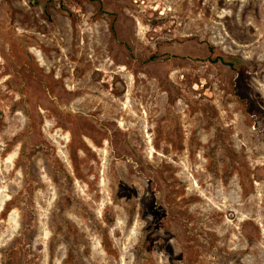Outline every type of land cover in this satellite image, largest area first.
Masks as SVG:
<instances>
[{"label": "rangeland", "instance_id": "obj_1", "mask_svg": "<svg viewBox=\"0 0 264 264\" xmlns=\"http://www.w3.org/2000/svg\"><path fill=\"white\" fill-rule=\"evenodd\" d=\"M0 264H264V0H0Z\"/></svg>", "mask_w": 264, "mask_h": 264}, {"label": "trees", "instance_id": "obj_2", "mask_svg": "<svg viewBox=\"0 0 264 264\" xmlns=\"http://www.w3.org/2000/svg\"><path fill=\"white\" fill-rule=\"evenodd\" d=\"M210 51H211V47H210ZM217 60H221L222 62L226 63V61L222 57L212 59L213 62H217Z\"/></svg>", "mask_w": 264, "mask_h": 264}]
</instances>
